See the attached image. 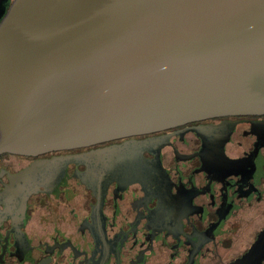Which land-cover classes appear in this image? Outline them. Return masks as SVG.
Listing matches in <instances>:
<instances>
[{
    "label": "water",
    "instance_id": "water-1",
    "mask_svg": "<svg viewBox=\"0 0 264 264\" xmlns=\"http://www.w3.org/2000/svg\"><path fill=\"white\" fill-rule=\"evenodd\" d=\"M261 112L264 0H13L0 22V153ZM125 147H111L115 164ZM95 153L104 163L107 151ZM75 156L93 160L34 161L11 177L12 195L36 190L56 166L62 177Z\"/></svg>",
    "mask_w": 264,
    "mask_h": 264
},
{
    "label": "flooded vegetation",
    "instance_id": "flooded-vegetation-1",
    "mask_svg": "<svg viewBox=\"0 0 264 264\" xmlns=\"http://www.w3.org/2000/svg\"><path fill=\"white\" fill-rule=\"evenodd\" d=\"M12 1L0 0V22ZM115 145H126L125 165L115 164ZM80 153L93 160L75 156L62 177L56 166L36 190L12 195L11 177L34 161ZM0 264H264V112L37 155L1 152Z\"/></svg>",
    "mask_w": 264,
    "mask_h": 264
}]
</instances>
